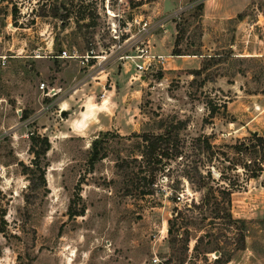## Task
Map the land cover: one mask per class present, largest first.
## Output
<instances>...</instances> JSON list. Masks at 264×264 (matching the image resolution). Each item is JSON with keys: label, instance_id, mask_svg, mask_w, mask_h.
I'll return each mask as SVG.
<instances>
[{"label": "rangeland", "instance_id": "374dc122", "mask_svg": "<svg viewBox=\"0 0 264 264\" xmlns=\"http://www.w3.org/2000/svg\"><path fill=\"white\" fill-rule=\"evenodd\" d=\"M0 55V264H264L259 0H0Z\"/></svg>", "mask_w": 264, "mask_h": 264}, {"label": "trees", "instance_id": "16d2710c", "mask_svg": "<svg viewBox=\"0 0 264 264\" xmlns=\"http://www.w3.org/2000/svg\"><path fill=\"white\" fill-rule=\"evenodd\" d=\"M55 15H57V10H55ZM175 126L173 125H169V126H165L162 129V132L160 133H141L138 136L139 138V144L141 146V149H139V156L140 158L145 161V162H150L152 159L153 160H157L156 156L159 154L161 155H166V150L169 149L168 145L170 144V140H171V132L174 130ZM177 129V127H176ZM104 135H106L107 133H103ZM30 140V146H29V150L33 156L32 158V163L37 166L38 165V160L39 158L43 157L45 154V151L48 149V141L46 139V137H37V136H30L29 137ZM35 143H37V147L35 148L34 145ZM161 146H164V148L162 149ZM203 150H209L210 149V145L209 142H207L205 139L203 140ZM132 161H136L135 158L131 159ZM125 162V161H124ZM117 166H121V163H118ZM221 195L225 196L224 199V206H223V213L225 211V213L223 214L224 217H226L228 220L227 221H231V214L228 210L229 207V194L230 191L227 188H221L217 190ZM150 193L149 189H142L140 191V194L144 195V194H148ZM223 199V197H221ZM217 205V204H216ZM214 214L217 215L218 212L220 211V208L218 205L216 207H214ZM83 212V209L81 208L79 211H71V209H68V215L69 216H76V215H81ZM174 221L172 219H168L167 220V229L166 232L168 234H172V232L174 231ZM189 229H184V233L185 238H184V248H186V244H187V240H188V233ZM240 235V234H239ZM241 236V235H240ZM197 239V238H196ZM241 241H242V236H241ZM196 242L197 240H195L194 245H193V249H195L196 247ZM240 247H242V243H240ZM229 261V258H225L223 260H219L218 258L214 259L212 261V264H225Z\"/></svg>", "mask_w": 264, "mask_h": 264}, {"label": "built area", "instance_id": "2783aa9c", "mask_svg": "<svg viewBox=\"0 0 264 264\" xmlns=\"http://www.w3.org/2000/svg\"><path fill=\"white\" fill-rule=\"evenodd\" d=\"M59 56H62V57H69V56H73V54H68V53H66L65 50L62 49V50L60 51ZM91 56H92L91 54H87V53H86L85 55L82 56V57H83V60H82V61L87 60V58H88V57H91ZM0 62H1L2 64H3V62H4V56H3V55H0ZM136 67L141 68V65H140V64H137ZM38 87H39V89L41 90V92L43 93L44 97H48V98H50V97H52V95H54L56 92H58V87H55V86H53V85H46V84H44L43 81H40V82L38 83Z\"/></svg>", "mask_w": 264, "mask_h": 264}, {"label": "crops", "instance_id": "0c3cea01", "mask_svg": "<svg viewBox=\"0 0 264 264\" xmlns=\"http://www.w3.org/2000/svg\"><path fill=\"white\" fill-rule=\"evenodd\" d=\"M251 0H237V3H235V5L230 6V7H225L226 5H222L220 0H211V2L213 3L215 10L217 11V13H225L230 15L231 13L233 14L234 12H238L240 11L242 8H244V6L250 2ZM262 5L264 6V0H259ZM61 108V107H59ZM64 110V109H59Z\"/></svg>", "mask_w": 264, "mask_h": 264}, {"label": "water", "instance_id": "95a60500", "mask_svg": "<svg viewBox=\"0 0 264 264\" xmlns=\"http://www.w3.org/2000/svg\"><path fill=\"white\" fill-rule=\"evenodd\" d=\"M60 112H62L61 115H63V111H60ZM92 158H93V157H91V159H92Z\"/></svg>", "mask_w": 264, "mask_h": 264}]
</instances>
